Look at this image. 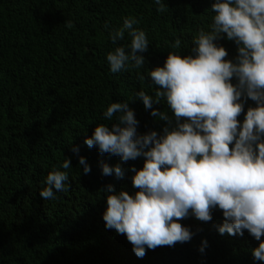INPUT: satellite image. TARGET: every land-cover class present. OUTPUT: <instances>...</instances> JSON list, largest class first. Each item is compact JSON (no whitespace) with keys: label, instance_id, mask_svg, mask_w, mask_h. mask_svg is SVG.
<instances>
[{"label":"trees","instance_id":"trees-1","mask_svg":"<svg viewBox=\"0 0 264 264\" xmlns=\"http://www.w3.org/2000/svg\"><path fill=\"white\" fill-rule=\"evenodd\" d=\"M214 2L161 0L165 10L157 11L155 0H0V264H264L252 256L259 241L247 230L242 237L218 233L224 222L218 208L210 222L191 214L178 221L194 233L190 242L146 249L137 258L125 235L105 228L106 194L100 190L111 184L134 195L129 169H142L144 158L125 163L84 143L96 126L118 122L119 114L112 120L103 115L113 102L128 103L138 133L162 134L165 122L151 116L136 94L156 99L149 71L162 67L169 52L192 54L199 31L211 30ZM129 17L146 33L149 48L141 55L147 62L141 68L129 62L113 73L107 54L118 46L129 51L131 37L126 31L113 44L109 33ZM176 39L179 49L173 48ZM215 43L235 61L234 41L225 36ZM255 106L246 101L241 124ZM153 108L172 115L166 99ZM79 157L90 173L84 174ZM65 158L68 169L61 167ZM101 161L119 164L124 177L104 176ZM53 170L67 172L68 190L44 200L39 193Z\"/></svg>","mask_w":264,"mask_h":264},{"label":"clouds","instance_id":"clouds-1","mask_svg":"<svg viewBox=\"0 0 264 264\" xmlns=\"http://www.w3.org/2000/svg\"><path fill=\"white\" fill-rule=\"evenodd\" d=\"M155 3L157 11L165 10L161 0ZM211 10V30L199 31L192 54L169 52L162 67L149 71L152 84L158 86L156 99L144 91L136 94L146 110L152 109L151 116L165 122L162 134L138 133L128 103L113 102L103 115L112 120L119 114L118 122L111 128L96 126L84 141L101 155L117 156L125 163L144 158L142 169H129L134 173L132 186L138 189L134 195L117 192L111 184L100 190L106 194L105 228L125 235L137 258L142 259L146 249L190 242L194 233L178 221L191 214L210 222L218 208L224 217L218 233L242 237L247 230L259 241L252 256L264 262V0H215ZM137 23L126 18L121 28L109 33L113 44L123 40L126 31L131 37L129 51L118 46L107 54L111 72L126 70L129 62L134 68L147 62L141 54L148 51L149 42L146 33L134 27ZM225 36L237 45L235 61L226 60L228 52L215 43ZM180 47L176 39L173 48ZM161 99H166L171 116L153 108ZM248 99L256 106L247 109L241 124L238 117ZM71 150L79 153L78 147ZM79 164L84 174L90 173L84 157H79ZM61 167L70 168V158ZM100 167L104 176L125 175L119 164L110 167L101 161ZM68 180L67 172L53 170L40 196L55 199L54 193L68 190ZM202 244L201 253L207 242Z\"/></svg>","mask_w":264,"mask_h":264}]
</instances>
